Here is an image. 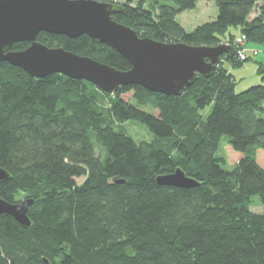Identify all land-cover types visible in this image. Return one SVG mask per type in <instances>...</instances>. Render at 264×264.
Returning a JSON list of instances; mask_svg holds the SVG:
<instances>
[{"label":"trees","instance_id":"16d2710c","mask_svg":"<svg viewBox=\"0 0 264 264\" xmlns=\"http://www.w3.org/2000/svg\"><path fill=\"white\" fill-rule=\"evenodd\" d=\"M199 1L139 0L121 5L113 18L163 43L232 44L229 31L239 28L247 44L264 45V6L251 18L262 0H206L215 2L217 18L188 32L178 16ZM37 41L120 71L132 68L87 35L42 32ZM235 52L179 96L141 86L109 94L88 81L38 79L0 63V168L10 174L0 197L34 200L30 229L0 217V264H264V212L252 210L264 206V64L262 83L238 93L225 64L239 68L252 55L240 61ZM127 123L143 125L153 138L135 140ZM224 139L232 171L224 168ZM178 169L200 186L158 184Z\"/></svg>","mask_w":264,"mask_h":264},{"label":"water","instance_id":"95a60500","mask_svg":"<svg viewBox=\"0 0 264 264\" xmlns=\"http://www.w3.org/2000/svg\"><path fill=\"white\" fill-rule=\"evenodd\" d=\"M122 9L116 3L95 0H0V63L19 67L38 79L62 74L88 81L109 94L123 86H141L153 93L179 96L196 82L198 75L211 77L221 56L234 53V48L227 44L195 47L142 38L114 20L113 16ZM42 32L70 39L87 35L114 49L132 68L120 71L64 48L47 47L37 41ZM23 42L31 44L25 51H7ZM9 179L10 174L0 168V184ZM157 182L181 189L200 186L182 169L160 176ZM33 204V199L9 203L0 197V217L10 216L30 229L29 211Z\"/></svg>","mask_w":264,"mask_h":264},{"label":"rangeland","instance_id":"374dc122","mask_svg":"<svg viewBox=\"0 0 264 264\" xmlns=\"http://www.w3.org/2000/svg\"><path fill=\"white\" fill-rule=\"evenodd\" d=\"M111 1L118 5H126L127 3H129L132 6H136L139 0H111ZM262 6H264V0H262L259 3V5L256 7L254 13L252 14V17H251L252 19L256 18L257 16L261 14ZM217 16H218V10H217V6L215 2L200 0L195 10L186 11L180 14L178 16V20L188 32H192L196 28L201 26L202 24L215 20ZM229 33H233L235 34V36L237 35L234 42L232 44L228 42L222 43V44H227V45L232 46L234 50H236L235 53H238L239 48H242L243 46H246V49H247L248 45L250 49H256L259 51V55L257 57L252 56L251 60L246 61L242 67L232 68L229 64H225L227 68L231 69L233 75L236 77V80L238 82L237 87H236V92L241 93L252 86L259 85L262 83V76L258 74V67H259V63L264 64V45L253 44V43L247 44L245 42L243 43L240 42L241 30L239 28H231ZM247 51L251 52L252 50L249 51V49H247ZM238 59L240 60V58ZM221 63H222V59H221ZM132 96H133V93H129V94H126L124 98L125 100L129 101ZM211 110H212V107L207 108L204 114L205 115L209 114ZM126 127L128 128L130 134L134 137L135 140L137 139V140L150 141L153 138V134L143 125L135 124V123H127ZM225 143H226V140L224 139L222 142L221 153L225 157L226 155H228L229 162L227 165H224V168L227 171H232L235 168V164L231 163V160H232L231 154L227 151L228 148L224 147ZM226 152L228 153L226 154ZM259 160L262 162L264 166V152H261L259 154ZM83 180L84 179H80L78 181L81 183ZM254 200L259 203L260 197L257 196L254 198ZM252 210L257 213H262L264 212V206L257 204V206H255Z\"/></svg>","mask_w":264,"mask_h":264},{"label":"built area","instance_id":"2783aa9c","mask_svg":"<svg viewBox=\"0 0 264 264\" xmlns=\"http://www.w3.org/2000/svg\"><path fill=\"white\" fill-rule=\"evenodd\" d=\"M246 37L242 36L240 39V42H245L246 43ZM252 55L253 57H257L259 55V51L258 50H252L250 53L247 51L246 46H243L242 48H239L238 51V58H240V60L242 61H246L249 57V55Z\"/></svg>","mask_w":264,"mask_h":264},{"label":"crops","instance_id":"0c3cea01","mask_svg":"<svg viewBox=\"0 0 264 264\" xmlns=\"http://www.w3.org/2000/svg\"><path fill=\"white\" fill-rule=\"evenodd\" d=\"M233 34V33H232ZM235 35V34H234ZM237 36V35H236ZM247 49H249V51H251V50H256V49H250L249 48V45L247 46ZM250 53V52H249Z\"/></svg>","mask_w":264,"mask_h":264}]
</instances>
